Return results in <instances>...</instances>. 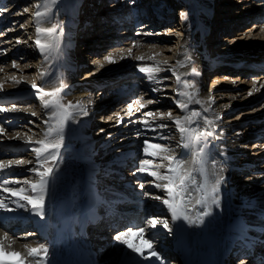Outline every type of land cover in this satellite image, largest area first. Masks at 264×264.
I'll list each match as a JSON object with an SVG mask.
<instances>
[{
	"label": "bare ground",
	"instance_id": "1",
	"mask_svg": "<svg viewBox=\"0 0 264 264\" xmlns=\"http://www.w3.org/2000/svg\"><path fill=\"white\" fill-rule=\"evenodd\" d=\"M87 1L81 8L84 10L82 15L85 13L84 18L88 21L86 24L79 22L81 26H79V37L85 46L83 51L80 49V54L77 56H72L78 51L76 46L70 52L71 62L75 63L72 67L75 66V68L68 71L66 66L53 68L43 63L45 67L41 72L46 75L39 81L40 86L48 90L54 89L61 83L68 85L71 92L67 99L73 103L79 102L80 105L74 113L75 118L71 119L78 126V131L74 136L72 131H64L59 157L57 161L50 162L49 166L54 168V172L45 193L43 219L33 214L31 205H27L26 201H20L27 205L26 208H18L13 202L18 198L0 190V200H4L8 207L13 209L9 212L0 208V236L6 233L9 239L14 241L11 250L23 253L26 264H37L41 257L39 255L28 257L24 245L47 246L49 264H240L241 260L244 264H264V87H262L264 85V30H262L264 29V0H221V2L212 0L214 12L210 15L204 14L201 9L206 0L197 1L194 9L182 10L187 14L186 18L182 19L180 16V22L176 24L179 27H174L180 30L181 34H177L185 38H178L175 56L172 55L169 60L159 62L154 58L153 53L156 52L161 56L169 53V38L148 35L149 31L146 29L153 27L157 30L164 28L171 30L172 24L176 21L172 13H169V10L166 12L165 9H170L175 2L163 0L165 3H159L156 6L154 0ZM25 2L27 0H11L9 3L7 13L12 14L13 22L10 33H21V35L17 34L20 36L16 38L17 40L20 41L23 38L22 41L26 40V43L32 40L35 45L36 7L30 10L31 23L34 25L32 33L21 31L30 30L27 28L29 27L28 11L24 12V7L23 10L20 9ZM125 2L128 3L126 8L122 7V3ZM88 3H92L91 7H87ZM102 3L105 4L103 16L112 17L105 23L104 28L102 27V33H98L92 19L96 18V7ZM213 15L215 20H212L210 25H206L211 31L206 39L201 40L198 23L204 16L209 20ZM143 18L147 19L145 24H142ZM103 20L105 22L106 18ZM216 20L221 21L220 24H224V28L216 24ZM232 22H235L234 24L237 22L239 26H232ZM48 23L49 20L46 18L42 26L47 27ZM21 24L27 27L23 28ZM225 24H227L226 27ZM217 30H221L219 34L222 33L228 41H232V47L220 53H217V48L222 42L219 39L209 40L210 34ZM170 36L172 38L175 35ZM2 37L0 35V49L6 47ZM96 45L99 46L96 47ZM7 47L11 49L10 46ZM121 48L125 50L131 48L132 52L130 54L127 51L120 52ZM13 49L6 55L5 53L0 55V67L3 68L0 73L7 72L9 67L13 69V61L17 64L15 70L26 71L25 67L22 68V61L27 62L33 55L26 49ZM37 51L42 57L40 51L38 49ZM19 52H22L21 60L16 58ZM109 53L112 54L116 63L108 64L103 60V57ZM90 56L91 59L95 57V60L101 58L99 61L106 66V69L99 73L76 75L79 67L83 64L88 65ZM137 57L143 59L137 60ZM178 61H181L183 66H178ZM204 62L208 65L205 74L207 78H211V82L205 88L204 80L198 87L197 98L202 101L203 106L194 103L189 105L190 110L201 112V118L192 127L198 131L215 129L216 135L208 138V177L211 182L222 174L225 180L218 193L219 207L213 205L212 214L205 218L203 225L196 227L189 226L182 220L173 223L170 212L162 200L152 199V196L167 198L165 191L154 186L157 181L147 172L140 173L132 167L136 157L140 160L154 159L143 153L145 140L149 143L170 146L178 155H184L186 159H190L189 150L177 146L179 133L175 125L167 118L154 120L152 117H143L153 126L163 123L168 127L156 131L145 130L141 135L139 130L144 129V125L130 123V120H139L142 113L147 111H172L174 116L185 115L186 113L181 112L175 104L177 99H181L176 95V91L173 92L174 97L167 98L168 96H165L168 94L167 90L162 89V85L169 83L166 75L171 76L176 85L172 69H175L184 79L188 76L185 77L183 74L189 73L194 63H199L202 67ZM28 65L25 64V66ZM157 65L165 70L155 73L153 80L148 79V74L139 71L141 66L154 68ZM19 78L27 84L26 76ZM15 81L17 80L13 77L12 80L0 81L2 85L0 107L7 110L10 109L8 104L11 98L12 102H17V105L26 106V100L14 95L20 84ZM137 81L145 85V90L143 89L139 97L143 96L145 101L153 99L156 102L129 117L126 114L127 104L136 99L134 96L136 89L134 91L133 89L136 88ZM139 87L144 88L142 85ZM249 92H252L251 96L248 95ZM108 95L112 97L108 99ZM210 100L211 103H209ZM98 101L102 103L98 105ZM11 106L13 110L15 105ZM28 107L31 108L32 104L29 103ZM205 107L209 109L207 112L204 111ZM85 108L90 109L86 126L80 111ZM137 108L138 105L134 104L133 110ZM5 112L0 115V128L5 129L3 133H0V162L24 160L32 161V163L22 165L13 163L10 167L0 170V182L4 179L38 181L39 177L29 171L37 167L35 153L30 149L33 146H39L35 142L43 139L46 126L43 122L38 125L31 121L32 119L31 123H21V118H30L26 112L19 117L20 120L14 121L13 116L19 115L16 110L12 111L13 119L10 122L3 118L6 115ZM93 113L94 116L91 118ZM116 113L119 116L115 115ZM100 117L103 120L111 117L109 122H105L109 127L103 139L104 135L98 138L90 136V133L93 134L90 132L91 129H98L99 121L95 119ZM120 118H123L124 123L117 126V120ZM204 118L211 120L212 124L205 123ZM100 132L101 129L98 133ZM78 133L83 139V147L77 145ZM161 136L165 138L161 139ZM104 140L106 141L103 142ZM99 148L104 149L100 155L96 152ZM149 151L153 149L150 148ZM108 160L110 166H120L123 162L124 174L116 177L109 172L105 178L97 177L96 170L103 169L102 165ZM160 162L159 157H156L154 164L146 167L154 169L155 163ZM159 171L164 172L165 169L161 168ZM196 175L199 179L198 174ZM141 183L144 184L143 189L140 187ZM8 187H24L27 189L25 194H33L30 185L21 183L10 184ZM195 211L196 209H193L191 213L193 217ZM106 213L110 215V219L104 218ZM152 217L168 220L172 231L165 230L162 224H158L155 229L151 228L146 224V220ZM92 218L99 219L98 222L105 234L94 246L87 243L84 233L81 236L74 233L87 219ZM105 220L111 221L112 224L108 226V221ZM19 224H22L21 228ZM140 227L146 229L145 238L153 242L154 249L161 257L160 260L150 256L146 260L114 239L119 232ZM99 234L103 235L102 232ZM127 238L134 244L140 245L138 237ZM0 242L7 250L9 241ZM144 255L147 256L148 252L146 251ZM17 259L8 255L3 257L4 264H13Z\"/></svg>",
	"mask_w": 264,
	"mask_h": 264
},
{
	"label": "snow or ice",
	"instance_id": "2",
	"mask_svg": "<svg viewBox=\"0 0 264 264\" xmlns=\"http://www.w3.org/2000/svg\"><path fill=\"white\" fill-rule=\"evenodd\" d=\"M56 0H42V3H37L35 5L36 11L34 13L35 20V32L36 39L34 41L35 46L40 51L42 55L47 59L50 56H57L61 52V38L63 31L61 24L59 22L51 24L50 26H42L45 19L49 16L51 11L50 5H54ZM43 8V10H41ZM2 11L7 12L8 9L4 8ZM24 12L28 11V8L23 10ZM19 15L20 13H16ZM186 13L181 12L180 16L182 19L186 18ZM24 25H21L23 27ZM12 30V29H9ZM264 30V29H262ZM139 34V33H138ZM152 35V33H147ZM42 37L44 39H42ZM21 41L17 40V43ZM138 43V42H136ZM135 46V44H134ZM120 52L127 51L129 54L132 52V49L129 48L119 49ZM124 59V57H121ZM142 57H137V60H142ZM103 60L108 64H114L116 61L113 59L112 54L109 53L103 57ZM178 66H183L181 61L177 62ZM12 67L16 68L17 64L15 61L12 63ZM159 65L154 68H148L141 66L139 71L141 73L148 74V79H155L154 74L160 71H163ZM0 71H3V68L0 67ZM172 75L175 76L177 82L176 95L181 99L175 101L176 106L181 110V112L186 113L183 116H174L172 111L160 112V111H147L143 112L139 120H130V123H140L144 125V129L139 130V134H143L145 130L156 131L157 129L167 128V124H151L148 120L143 117H152L154 120L156 118L163 120L167 118L171 120L175 125L176 131L179 133L178 147L182 149L189 150L191 154L190 159H186L184 155H178L175 150L170 146L161 145L158 143H149L148 140L144 141L143 153L145 156L159 157L160 163H155L154 169H149L146 166L153 165L154 159H141L139 161V168L137 169L140 173H145L154 178V186L157 189H163L167 195V198H162L160 196H152L154 200H162L163 204L168 208L171 221L174 223L176 221H184L189 226L199 227L205 223V218L212 214V206L219 207L220 201L218 193L220 191V186L224 182L225 177L221 174L213 181H209L208 177V159H207V150H208V138L216 135L215 129L198 131L192 125L197 124L201 118V112L190 110L189 105L191 104H201L202 101L198 99L199 89L197 87V82L195 80H188L186 78L182 79V76L177 73L175 69H172ZM40 76L46 75L44 72L39 73ZM185 77L189 75L200 76V72L195 68H192L190 73H184ZM19 84V81H15ZM255 86V82H254ZM264 87V85H262ZM32 88L35 90L36 95L40 98L43 109L46 111L47 119L43 121L46 128L43 133V139H40L35 142L36 145L33 146L30 151L35 153V160L37 167L29 169V171L34 172L38 181H32L29 179L20 180H8L4 179L0 182V190L5 193H10L12 197L18 198L13 202L16 203L18 208H26L27 205H31L33 214L39 216L41 219L44 218V200L45 193L47 192L48 186L52 179V174L54 168L50 165V162L57 161L59 157L60 150L63 146L64 140V129L66 122L69 119H74V113L78 108H80L79 102L73 103L69 101L64 103V97L62 95L65 85L61 83L59 86L55 87L51 91H46L42 86L33 84ZM0 90H2V85H0ZM258 90V89H257ZM156 91V89H153ZM249 96L252 95V92L248 93ZM143 101V102H142ZM153 99L144 100V97L141 96L137 99H133L132 102L127 104V115L129 117L135 115V112H139L141 109H144L147 105L153 104ZM212 101L210 100L209 103ZM138 105V108L134 111L133 105ZM203 106V105H202ZM209 109L204 108V111L207 112ZM7 109L0 107V112H5ZM83 115L88 113L83 109H80ZM33 115H36L33 112ZM115 115L119 116L118 113ZM111 119V117H109ZM205 119V123L211 125L212 121ZM54 121V123H50ZM31 123V121H29ZM123 118L117 120V126L123 124ZM127 126L126 124L124 125ZM5 129L0 128V133H3ZM103 131V129H101ZM239 135V133H237ZM161 139L165 138L163 136ZM247 147V145H245ZM153 151H149V149ZM223 154V153H222ZM166 162V163H164ZM22 165L25 163L31 164L32 161H9L7 163L0 162V170L10 167L11 164ZM161 168L165 169L164 172L159 171ZM222 172V169H221ZM199 179L197 178V175ZM24 184L30 185L32 195L25 194L27 189L24 187L14 188L8 187L10 184ZM141 189L144 188V184L141 183ZM147 195V193H145ZM20 201H26L27 205L20 203ZM0 208H3L6 211H13L12 208L8 207V204L4 200H0ZM193 209H196L195 216L193 217L191 213ZM146 224L151 228L155 229L158 224H162L163 228L168 232L172 231L171 224L168 220H160L159 218L152 217L146 220ZM135 236L140 240V245H136L131 242L127 237ZM146 237V229L140 227L138 229H128L124 232H119L116 234L114 239L120 243L127 246L132 252L136 253L139 256H142L144 259L154 257L156 260H160L161 257L153 247V242ZM0 241H9L7 245V250L5 245L0 242V264H4L3 257L5 255L14 256L18 259L13 262V264H26L25 255L19 251H12V243L14 241L9 239V236L5 233L0 236ZM27 250L28 257L40 256V261H37V264H49V248L47 246L39 247H29L24 245ZM148 252V255L145 256V252ZM240 264H244L241 260Z\"/></svg>",
	"mask_w": 264,
	"mask_h": 264
},
{
	"label": "rangeland",
	"instance_id": "3",
	"mask_svg": "<svg viewBox=\"0 0 264 264\" xmlns=\"http://www.w3.org/2000/svg\"><path fill=\"white\" fill-rule=\"evenodd\" d=\"M10 1L11 0H0V35H2L3 37V40H5V43L4 44H6V47H4V48H2V49H0V55H3L4 53V55H6V54H8L10 51H11V49H19L20 50V48L21 49H26L27 51H29V52H31L30 54L31 55H33L29 60H31V61H22V68L23 67H25V69H26V71H24V72H19L18 70H15V68H11V67H9V68H7V72H1L0 73V81L1 80H5V79H7V80H12V77L13 78H15L17 81H19L20 82V84H19V86H17V92L14 94L15 95V97H17V98H21V99H24V100H26V106H21V105H17V102L15 103V102H12V98H11V100L9 101V104H8V107L10 108V109H8L7 110V112H5L6 113V115H4L3 116V118L5 119V120H8V121H10V122H12V111L13 110H16V111H18V113H19V115H15V116H13L14 117V121H18V120H20V116L23 114V113H27L28 115H30V118L29 119H27V118H21V123H26V124H28L29 123V121L31 120V121H33V122H35L36 124H38V125H40L44 120H46L47 119V114H46V112H45V110L43 109V107H42V104H41V100H40V98L36 95V93H35V90L32 88V85L33 84H37V85H40L39 84V81H40V79L42 78V76H40L39 75V73L44 69V65L45 64H43V63H47L48 65L47 66H50V67H53V68H64L65 66L67 67L70 63H71V59H70V57H71V53L65 48V46H64V33H65V30H66V26H67V23L69 22V20H70V18H71V0H56V3L54 4V5H50V7H51V11H50V13H49V16L47 17V19L49 20V23H48V26H50L51 24H54V23H57V22H59L60 24H61V28H62V31H63V35H62V38H61V44H60V46H61V52H60V54L59 55H57V56H50V57H48L47 59L45 58V56L43 55L42 57H40V55H39V52L37 51V47H35V45L32 43V40H30V42L29 43H26L27 41L26 40H23L22 41V39L23 38H21V42L20 43H17V39L20 37L19 35H21V33L19 34V33H15V32H12V33H10V30H8V29H12L11 28V25L13 24V22H12V14H8L7 12H4V11H2V9H4V8H9V3H10ZM117 1V0H116ZM124 2L123 0H118V2ZM197 1H199V0H172L171 2H175L174 4H172V6L170 7V9H165L166 10V12L169 10V13H172L171 15L173 16V18L175 19V23H173L172 24V28H171V30H173V31H171V30H169V29H166V28H164V29H162V30H157V28H153V27H148L146 30L147 31H149V33H152V35H156V36H158L159 38H163V37H167V38H169L168 39V42H170V49H169V53H167L165 56H161V55H159V54H156V52H154L153 53V55H154V58H156V60L159 62V61H161V60H169L170 59V56H172V55H174L175 56V54H176V51H175V49H176V47H178V40L180 39V38H183L180 34V30H178V29H176V28H174V27H179V26H176V24L177 23H179L180 22V13L181 12H183L185 9H190V10H192V9H194L195 7H196V5H197ZM202 1H204V0H200V2H202ZM220 2H221V0H220ZM224 2V4H225V1H223ZM36 3H42V0H27V2H25L24 3V5L22 4V7H20V9L21 10H23V7H24V9L25 8H28L29 6V8H28V16H27V18H29V24H28V26L29 27H27V26H23V28H30V30H21L22 31V33L25 31H27V32H30V33H32V31H33V29H34V25H33V23H31L32 22V20L30 19L31 18V16H32V13H31V11L30 10H34V7H35V5H36ZM159 3H165V1L163 2V0H154V4L156 5V6H158V4ZM234 3H235V1H234ZM127 2H125L124 4L122 3V7H125V6H127ZM212 4V0H206V2H205V4H203L202 6H201V9H203V13L204 14H206V11H208L209 9H212L213 8V6L211 5ZM27 5V6H26ZM87 5V4H86ZM91 5H92V3H88V5H87V7H91ZM144 6V5H143ZM103 7H105V4L104 3H102L101 5H99L98 7H96V11H95V19L93 18L92 19V23H93V25L94 26H96V28H97V31H98V33H102V30H103V26L105 25V23L112 17V16H108V17H106V15H104L103 16V14H104V10H103ZM149 7H151V6H149ZM126 8V7H125ZM165 10H163V11H165ZM183 10V11H182ZM232 10V9H231ZM233 11V10H232ZM83 12H84V10H83ZM157 14H159V12H157ZM216 15V14H215ZM215 15H213L212 17H210V19L208 20L209 22H210V24H211V21L212 20H215V19H213L214 18V16ZM5 16H8V18H4ZM30 16V17H29ZM84 16H85V13L83 14V16L81 17V22L83 23V21H88V19H86V18H84ZM106 18V20H105V22H104V20L103 19H105ZM85 19V20H84ZM31 20V21H30ZM91 20V19H90ZM94 20V21H93ZM245 20H247V19H245ZM217 21V20H216ZM90 22V21H89ZM220 22L221 21H217L216 22V24H218V25H221L220 24ZM239 22V21H238ZM117 23V22H116ZM116 23H114V24H116ZM235 22H232V26H239V24L236 22V24H234ZM22 24H24V22H22ZM21 24V25H22ZM86 24V23H85ZM114 24H112V25H114ZM142 24H145V22H143L142 21ZM215 24V25H216ZM226 25L227 24H225V27H226ZM89 26H91V24L89 25ZM88 26V27H89ZM151 26V25H150ZM222 26V28H224L223 26H224V24L223 25H221ZM231 26V25H230ZM231 26V27H232ZM103 27V28H102ZM33 28V29H32ZM8 30V31H7ZM32 30V31H31ZM7 31V32H6ZM121 31V30H120ZM170 31V32H169ZM176 33H175V32ZM221 30H217V31H214V32H212V34H210V36H209V40L210 41H213V40H215V39H219L222 43L218 46V48H217V46L215 47V48H217V53H220V52H223V51H226L227 49H230L231 47H232V41H228L227 40V38L226 37H224L223 36V34L222 33H220L219 34V32H220ZM24 32V33H25ZM159 32V33H158ZM160 32H162V33H160ZM10 33V34H9ZM167 33V34H166ZM171 33V34H170ZM173 33V34H172ZM175 33V34H174ZM177 33H180V34H177ZM4 34V35H3ZM9 34V35H8ZM17 34H19V35H17ZM165 34V35H164ZM172 35V36H174V37H172L171 38V36L170 35ZM102 35V34H101ZM168 35V36H167ZM183 35V34H182ZM200 35H201V40L202 39H206V37H207V35L204 37V36H202V32H200ZM170 36V37H169ZM217 36H218V38H217ZM8 37V38H7ZM11 38V39H10ZM17 38V39H16ZM179 38V39H178ZM7 39H8V41H7ZM183 39H185V38H183ZM14 40V41H13ZM100 40H103V39H100ZM170 40V41H169ZM223 40V41H222ZM7 41V42H6ZM219 41V42H220ZM81 42V41H80ZM8 43V44H7ZM26 44L27 45V47H26V45H24V44ZM177 43V44H176ZM10 44V45H9ZM29 44V45H28ZM99 44H101V43H99ZM216 44V43H215ZM13 45V46H12ZM16 45V46H15ZM17 45H18V47H17ZM32 45V46H31ZM7 46H10L11 47V49L9 48V47H7ZM23 46H25V47H23ZM83 46H85L83 43H78V45H77V47L76 48H78V51H77V53L76 54H73L72 56H77V55H79L80 54V49H81V51H83ZM99 45H96V47H98ZM175 46V47H174ZM32 47H33V49H32ZM79 47H81V48H79ZM172 47V48H171ZM29 48V49H28ZM174 48V49H173ZM215 48L213 49L214 50V54L216 53V51H215ZM13 49V50H14ZM171 51V52H170ZM174 51V52H173ZM7 52V53H6ZM68 52V53H67ZM22 55V52H19L17 55H16V58H18V59H22L21 56ZM95 58V57H94ZM94 58H92L91 59V56H90V58L88 59V65H84L83 64V66L82 67H80V69H79V73H78V75H85L86 73H90V74H94V73H99V72H102L103 70H105L106 69V66L105 65H103L100 61H99V59H101V58H97L96 60L94 59ZM24 60V59H23ZM36 60V61H35ZM6 62V61H5ZM28 62H29V65H28ZM25 64H27L28 66H25ZM75 64V63H74ZM199 63H194L193 64V66L191 67V69L189 70V73L191 72V70H192V68H195L196 70L199 68ZM40 67V68H39ZM37 70H36V69ZM52 68V69H53ZM9 70H11V71H9ZM40 70V71H39ZM95 71H97V72H95ZM92 72H94V73H92ZM9 73V74H8ZM21 73H22V75H21ZM6 74V75H5ZM32 74H33V76H32ZM5 75V76H4ZM19 75V76H18ZM82 75V76H83ZM2 76V77H1ZM20 76H26V79H28V81H26V83L27 84H24L22 81H21V79L19 78ZM32 76V77H31ZM202 76V75H201ZM35 77V78H34ZM171 76H168V75H166V78H167V82H169L168 83V85H162V89H164V90H167V92L166 93H168V94H166L165 96L167 97V98H172V97H174L173 95V92L174 91H176V89H177V83H176V85L173 83V81H172V78H170ZM30 78V79H29ZM32 78V79H31ZM169 79H171V80H169ZM186 79H188V80H195L196 82H197V87H199L200 85H202L203 83H200V81H199V76L197 77V76H194V75H190V76H188V77H186ZM207 81H208V83H207ZM205 84H204V87L205 88H207V84L208 85H210V82H211V78L210 77H208L205 81ZM152 83H153V81H152ZM171 83V84H170ZM137 84H138V86H137ZM170 84V85H169ZM145 86L144 84H141L139 81H137V83H136V88H134L133 89V91L136 89V92H135V94H134V96H135V98L137 99V98H139V96H140V93L141 92H143L144 90H145V87L144 88H142V89H140L141 87H139V86ZM153 85H154V83H153ZM174 85V86H173ZM154 86H156V85H154ZM158 87H160V85H158ZM174 87V88H173ZM46 91H51V90H48V89H46V88H44ZM144 89V90H143ZM71 89L70 88H68V85L67 84H65V88H64V90H63V93H62V95H63V97H64V103L66 104V103H68L69 102V100L67 99L68 98V94L71 92L70 91ZM169 90V91H168ZM170 95V96H169ZM109 97H108V99L109 98H111L112 97V95H108ZM111 96V97H110ZM66 97V98H65ZM98 99H100V98H98ZM107 99V100H108ZM39 102H38V101ZM38 102V103H37ZM98 102H100V103H98ZM97 102V104L98 105H100L102 102L101 101H98ZM29 103H31L32 104V107L31 108H29L28 107V104ZM15 105L14 106V108H13V110H12V106L11 105ZM87 104V103H86ZM11 107H10V106ZM36 106H38V107H36ZM37 108H38V111H37ZM43 109V110H41V109ZM36 110V111H35ZM40 110V111H39ZM33 112H35L36 113V115H33ZM42 112V113H41ZM4 112H0V115H2ZM100 113V112H99ZM42 114V115H41ZM44 114V115H43ZM98 115V114H97ZM104 115V114H103ZM106 117V116H105ZM37 119V120H36ZM95 120H98L99 121V123H97L98 125H99V127H98V129H91L90 130V132H93V134H91L90 133V136H92V137H94V138H98L99 136H103L102 137V139L103 138H105V136H106V130H107V127H109V126H107V124L105 123L106 121H108L109 122V119L107 120V119H104L103 120V118L102 117H100L99 119H95ZM95 120H94V123H95ZM28 121V122H27ZM50 123H54V121H52V122H50ZM103 128H105V130H103V131H101L100 133H98V131H99V129H103ZM68 129V130H67ZM111 130V129H110ZM64 131H72V136H74V134L78 131V126L74 123V121H72L71 119H69L67 122H66V125H65V129H64ZM81 137V134L80 133H78V138H77V145L78 146H82L83 147V145H82V143H83V139L82 138H80ZM106 140H104L103 142H105ZM103 151H104V149L103 148H99V149H97L96 150V152H99V154L98 155H100V154H102L103 153ZM2 152V151H1ZM4 153H5V151H4ZM6 154V153H5ZM139 161H140V158L139 157H136L135 158V161H133V165H132V167H134L136 170L139 168ZM136 166V167H135ZM126 172H127V170H126ZM111 174V173H110ZM124 174V173H123ZM100 175L101 174H99L98 175V177H100ZM19 225H22V224H19ZM20 228V227H19ZM101 238V237H100Z\"/></svg>",
	"mask_w": 264,
	"mask_h": 264
}]
</instances>
